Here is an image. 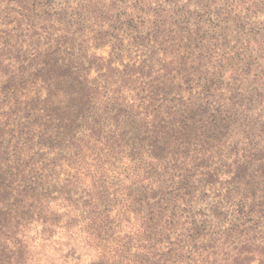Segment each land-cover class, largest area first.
Instances as JSON below:
<instances>
[{
    "label": "rangeland",
    "instance_id": "374dc122",
    "mask_svg": "<svg viewBox=\"0 0 264 264\" xmlns=\"http://www.w3.org/2000/svg\"><path fill=\"white\" fill-rule=\"evenodd\" d=\"M40 53L73 74L47 104ZM77 73L92 85L83 106L68 98ZM134 165L140 179H127ZM8 166L45 168L56 187L92 177L107 192L100 213L111 218L127 204L137 211L161 200L157 220L169 238L157 255L175 241L176 252L189 250L181 235L193 216L209 221L200 238L219 248L248 236L261 242L264 0H0V192L24 193L19 182L8 187ZM81 188L72 196L80 204ZM240 201L254 204L237 217ZM116 225L111 245L129 232ZM6 232L8 222L0 251L12 241Z\"/></svg>",
    "mask_w": 264,
    "mask_h": 264
},
{
    "label": "trees",
    "instance_id": "16d2710c",
    "mask_svg": "<svg viewBox=\"0 0 264 264\" xmlns=\"http://www.w3.org/2000/svg\"><path fill=\"white\" fill-rule=\"evenodd\" d=\"M47 1L50 2V0ZM99 5L98 2L85 7L98 8ZM80 15L82 14H78L79 17ZM90 59L95 62L106 61L104 57L96 55H92ZM35 60L37 65H40V72H43V80L47 83V95L42 102L47 104L53 98L59 99L63 92V79L73 74H67L68 70L66 73H59L58 61L48 59L44 54H38ZM66 69H69L67 63ZM167 76L168 70L161 77L164 79ZM79 79L80 75L77 73L70 80L74 83L68 98L76 101V106L81 104L83 106L88 103V100L93 99L89 93L92 85L89 86L87 80L79 81ZM116 99L118 97L113 100ZM154 136L157 139V135L154 134ZM157 140L164 146L171 145L169 139ZM8 168V187L19 182V185L26 190L25 194L19 191L15 194L8 190V196L6 191L0 192V230L5 231L8 222L6 233L8 239L11 237L12 240L8 241V248L5 247V250L0 251V264H135V257L138 256L145 257L144 264H253V262L264 264V243H261L264 242V237L259 242L258 239L246 235L247 238L239 241L235 247L224 243L219 248L217 239L210 238L208 241H203L200 238V231L208 226L209 221H196L194 216L193 221L189 223L190 226L183 233L184 237L181 235L182 244L185 243L189 250L185 253L184 248H179L176 252L175 241L169 244L167 253L157 255L156 246H160L169 238L165 235V227L163 228L157 220L159 216L163 218L165 213L164 203L161 200L153 203H150L151 201L139 203L137 211H134L133 203L127 204L111 218L109 215L100 213V203L104 201L107 192L103 186L96 184L92 177L88 183L81 180L77 183L73 180V176H67L65 180H60L58 184L60 187H56V184H51L54 177L44 175L45 168L43 170L33 167L29 170L18 169V166H8ZM128 170L130 175L127 179H140L139 169L135 165ZM145 180H149V177L142 179L143 182ZM153 184L152 182L149 185L153 186ZM84 186L86 196L83 197L87 198V201L80 204L73 200L72 196ZM157 189L161 190L162 187L159 185ZM228 194H225L224 198H228L226 197ZM253 204L252 201L249 203L240 201L235 205L238 209L233 212L240 217L245 215V209H250ZM213 206L224 208L221 201ZM7 208L8 221L5 218ZM174 208L177 209L176 205ZM187 211L189 214L192 213L191 208ZM130 212H134V221L129 216ZM200 214L207 219L205 213ZM212 214L215 213L212 212ZM116 221H118L116 225L118 228L119 226L123 228L122 224H125L129 232H126L123 237L116 236L113 239L115 245H111L109 234L107 238L106 235L110 231L114 233L113 224ZM132 250L136 254L131 255ZM28 253L32 255L28 256ZM35 255H39L37 261L33 259Z\"/></svg>",
    "mask_w": 264,
    "mask_h": 264
}]
</instances>
